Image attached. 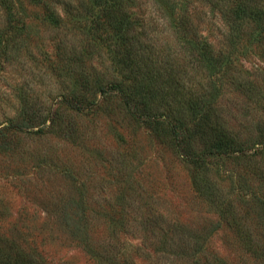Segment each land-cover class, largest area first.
Returning <instances> with one entry per match:
<instances>
[{
    "label": "rangeland",
    "instance_id": "374dc122",
    "mask_svg": "<svg viewBox=\"0 0 264 264\" xmlns=\"http://www.w3.org/2000/svg\"><path fill=\"white\" fill-rule=\"evenodd\" d=\"M18 2L29 25L10 43L20 63L0 68V264H264V56L241 58L243 70L231 73L252 81L257 96L217 82L228 86L217 108L241 148L209 154L196 142L195 162L156 132L167 129L165 118L134 115L116 88L92 92L87 56L83 64L58 59L53 42L62 30L48 25L41 4ZM188 7L217 49L222 20L205 18L198 0ZM141 11L153 39L172 45L168 21L151 6ZM66 25L81 40L82 27ZM72 91L86 99L84 110L63 101ZM28 106L56 113L23 126L10 119ZM193 167H201L200 191ZM184 250L191 254L178 255Z\"/></svg>",
    "mask_w": 264,
    "mask_h": 264
},
{
    "label": "trees",
    "instance_id": "16d2710c",
    "mask_svg": "<svg viewBox=\"0 0 264 264\" xmlns=\"http://www.w3.org/2000/svg\"><path fill=\"white\" fill-rule=\"evenodd\" d=\"M29 1L41 4L48 25L62 30L61 34L55 35L53 42L58 59L77 57L83 64L82 58L86 55L85 61H90L92 74L96 75V78L93 75L91 80H86L92 92L96 90L105 95L116 88L134 115L152 120L165 118L167 129L159 126L155 130L170 139L179 157L197 162L201 152L195 151L196 142H201L205 148L202 153L209 154L241 148V142L223 124L222 111L217 108L218 97L228 86L249 97L257 96L259 90L252 81L245 85L231 77V73L243 70L241 58L264 56V0H198L205 18L219 17L222 20L224 30L217 49L200 33L194 22V11L188 7L190 0ZM18 5V0H0L6 21V25L0 26V68L16 62L18 55L11 54L10 43L23 39L29 26ZM144 5L155 8L168 21L176 36L172 45L159 44L149 34L142 11L139 12ZM71 21L82 27L81 40L69 37L71 31L66 23ZM253 26L259 27V31L253 33ZM95 59L100 67L110 69L112 66V73L101 72L93 62ZM106 61L111 65L105 67ZM203 71L207 74L205 81L198 79V74ZM221 77L227 87H217ZM76 93L62 95V99L67 106L84 110L86 99ZM258 101L256 97L254 102ZM96 102L97 99H90L89 104ZM160 106H164V112L157 109ZM55 113L51 106L47 110L28 106L17 110L10 119L23 126L48 120ZM5 129L0 128V132ZM200 168L193 167L191 171V180L197 191H200ZM65 221L69 227L79 229L69 219ZM190 254L185 250L178 253L181 257Z\"/></svg>",
    "mask_w": 264,
    "mask_h": 264
}]
</instances>
